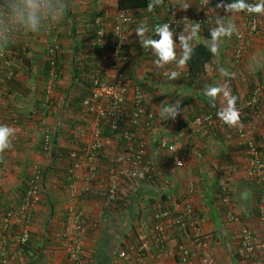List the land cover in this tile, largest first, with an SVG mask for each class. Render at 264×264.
<instances>
[{
	"label": "crops",
	"instance_id": "0c3cea01",
	"mask_svg": "<svg viewBox=\"0 0 264 264\" xmlns=\"http://www.w3.org/2000/svg\"><path fill=\"white\" fill-rule=\"evenodd\" d=\"M173 1L178 6V19L187 35L185 29L194 24L198 0ZM2 2L5 21L15 23L17 30L12 40L5 44L14 56L16 74L10 81L0 80L1 113L13 130L9 136L10 146L4 151L5 162L0 176V264L3 261L7 264H117L122 250L127 251V264H181L175 256L178 232L168 231L166 249L161 258L157 257L159 247L151 241L148 243L149 239L144 240V237L148 238L149 229L161 210L176 208L185 195L187 182L195 185L192 198L195 215L201 223L215 264H264V222L260 220L263 191L257 183L252 186L242 172L227 174L221 170L227 163L243 161L244 153L236 136L229 128H218L189 138L183 136L194 115L207 112L208 107L223 109L227 106L223 92L217 93L212 100L203 95L206 88L220 87L228 94L234 92L238 101L247 98L252 85L264 82V33L254 36L242 62L233 59L235 33L220 39L215 58L206 64L199 83L191 86L185 81L188 80L186 63L182 66L175 62L170 64L182 70L185 80L169 79L156 66L152 51L142 48L135 34L137 24L141 22L150 28L164 23V12L159 3H155L152 9H134L135 22L125 45V52L132 58L126 68V77L131 84L143 85L146 107L154 112L155 117L149 126L132 129L146 141V160L153 167L155 179L124 178L119 189L120 201L108 203L104 196L107 181L103 170L122 152L123 143L103 135L100 179L94 183L95 191L90 198L79 202L85 219V227L80 234L83 258L79 263L70 259L67 254L70 245L65 244L75 239L74 234L67 232L68 207L74 201L70 197L69 186L63 181V178L70 179L66 173L72 166L71 160L63 157L54 159L51 154L43 153L40 146L46 130L56 138L59 148L69 152L92 139L87 127L93 119L82 113L81 102L77 98L82 95L83 81L90 79L92 70L99 64L96 46L91 43L97 31L96 19L103 16L109 26L118 13V0H51L59 6V18L42 21L35 32L25 30L23 18L16 11L22 8L24 0ZM231 2L233 0H223L224 4ZM220 3L221 0H214L212 4L216 21L230 22L238 30L240 12L226 13L223 7H217ZM68 13L73 14L78 22L74 35L71 34L72 20ZM65 19H68L66 24ZM50 23L55 25L61 53L60 76L57 86L51 90L45 80L51 44L46 27ZM261 24H264V14ZM75 39L80 43L85 41L87 46L79 47ZM198 42H206L209 46L212 43L211 36L202 28L189 44L193 46ZM83 65L90 71L82 75L81 81L75 66L81 68ZM221 69L228 75H223ZM115 71L109 66L105 75L114 78ZM45 100L50 103L49 113L44 109ZM176 101H180L176 117L160 120L158 110ZM251 125L256 129L257 138H264V118H256ZM180 135L188 151L187 164L172 172L168 147ZM40 174L44 175L43 180ZM37 177L39 183L45 184L46 193H42L32 210L31 236L26 247L21 248L16 245L14 237L16 225L10 233H5L2 218L6 210L17 209L22 202V188L27 179ZM224 184L231 189L240 223L254 231L257 245L254 255L246 256L241 252L239 223L228 222L224 208L218 205V195ZM131 246L136 249L130 250Z\"/></svg>",
	"mask_w": 264,
	"mask_h": 264
},
{
	"label": "built area",
	"instance_id": "2783aa9c",
	"mask_svg": "<svg viewBox=\"0 0 264 264\" xmlns=\"http://www.w3.org/2000/svg\"><path fill=\"white\" fill-rule=\"evenodd\" d=\"M213 1L198 0L197 10L193 17L194 22L199 23L200 27L207 30L208 34H210L212 28L217 26L212 10ZM163 2L164 13L168 17L166 23L170 25V30L172 29L174 33L175 50L177 58H179L182 49L178 42V35H185V32L177 17L176 5L172 0H163ZM246 2L255 4L258 0H246ZM240 14V26L235 31L236 44L233 51L237 62L243 60L251 47L254 36L259 32L262 19V14H249L247 12H240ZM5 15V11L0 5V71L4 70L2 72L7 74L6 77L11 78L14 73L10 68L11 60L8 58L9 55L4 44L12 40L17 25L6 22ZM134 22V14L131 9H119L109 26L103 16L96 19L99 64L89 82L91 83L90 94L82 101L83 114L87 118L91 117L93 119L91 125L87 127V130L92 134V139L70 153L72 159L70 179L74 180L69 185V194L74 202L68 207L69 227L67 232L74 234L75 239L74 242L65 244L70 245L67 254L74 262L80 263L83 258L80 234L85 227V219L79 202L90 198L95 191L94 183L100 179L101 154L104 146V136L101 128L103 121H107L112 130L122 128L124 137L132 143L115 160H111L112 164L105 166L103 170L107 181L105 200L108 203H118L120 201L119 189L124 178L144 180L152 176V167L145 160L147 152L145 139L141 136L137 138L134 133L124 126L141 125L145 116L152 118L154 115L151 111L147 113L145 111V93L142 87L139 84L133 86L128 84L126 73H124V69L132 61L131 56L124 49ZM46 33L51 36L47 57L48 60H51L52 65L47 84V88L51 90L54 88L57 74L55 56L53 57V55L60 51V43L54 24L50 23L46 27ZM171 63L173 62L158 67L163 75L169 76L172 72H176L178 75L181 73V70L173 67L174 65L171 66ZM109 66L116 69L114 78L105 75V70ZM232 96H234L233 93H229L226 100ZM45 107L46 112L49 113L51 108L49 103L46 102ZM235 108L239 115L235 125L229 126L218 119L216 113L221 110V108H218L194 116L188 123L187 132H183V136L186 138H189L190 135L200 136L218 128L232 130L238 143L242 146L244 158L241 163L230 162L223 165L221 170L227 172V174L228 172H242L252 186L256 183L258 186L260 185L264 196V138L258 139L256 129L251 125L256 118H264V82L252 85L247 98L236 100ZM243 118H247L249 121L243 120ZM0 126H7L1 108ZM52 142V134L46 130L42 139V149L50 150ZM2 151H0V156ZM168 151L172 158V170L175 171L176 168L186 166L188 151L181 135L171 142ZM2 162L3 158L0 157V176L2 174ZM194 191V183L188 182L185 195L176 208L170 207L161 210L149 229L148 238L147 236L144 237V240L149 239L148 243L151 241L159 247L158 258L162 257L166 249L168 231L173 230L172 232H178L179 234L175 256L181 264H215L209 254L201 223L195 215V207L192 201ZM42 193H44L42 185L36 179L32 180L23 197L22 204L17 209L8 210L2 218V229L5 233H10L14 228L13 226L16 225L17 231L14 237L18 247H24L30 239L33 220L32 210ZM218 205L224 208L228 222L232 224L239 223L238 234L241 252H245L246 256L254 255L257 251L254 231L248 225L240 223L232 192L227 184L223 185L221 193L218 195ZM260 220L264 222V202L260 208ZM67 232L66 236L70 238ZM58 239H62L61 236H58ZM132 249L134 250L136 247L131 246L130 250ZM2 264L7 263L3 261ZM117 264H127L126 250L121 251Z\"/></svg>",
	"mask_w": 264,
	"mask_h": 264
},
{
	"label": "clouds",
	"instance_id": "9594fccd",
	"mask_svg": "<svg viewBox=\"0 0 264 264\" xmlns=\"http://www.w3.org/2000/svg\"><path fill=\"white\" fill-rule=\"evenodd\" d=\"M154 2L159 3V0H154ZM173 3L176 5V3L174 1H173ZM0 5L4 9V4H3L2 0H0ZM153 6H154V4L150 3L149 9H152ZM176 7H177V11H178V6L176 5ZM217 7H223L226 13H229V12H247L249 14H264V0H258V2L255 4L248 3V2H246V0H233V2H231V3L224 4L223 0H221V3L217 4ZM131 10L134 11L133 9H131ZM4 11H5V9H4ZM16 11H19L21 17L23 18L25 30L32 31V32H35L40 28L42 21L49 19V18L52 21H56L59 18V14H60L59 6L57 4L52 3L51 0H24L22 8H18ZM162 12H164V9L162 10ZM163 14H164L165 18H168L166 13H163ZM177 17H178V13H177ZM214 17H215V14H214ZM166 21H167V19H166ZM166 21L163 24H157L151 28L148 26L147 23L141 22V23L137 24L136 29H135V34L138 37L140 46L144 49H150L152 51L153 55L156 58L155 64L157 67H163L164 65L168 64L169 62H175L178 66H182L190 58L191 46L189 44V41L197 37V33L199 31L200 25H199V23H196V24H192L190 26H187L185 29V31L187 32V35H178V42L180 43V46L182 49V54L179 58H177L176 50H175L176 45H175V42L173 39L174 33H173L172 29L170 30V25L168 23H166ZM216 25H217L216 27H214L210 30V36H211V42H212L211 46H210V51L213 54H216L218 51L217 42L222 38L231 37L233 35V33H235V31H236L234 24H232L230 22L225 23L221 19H217ZM97 28H98V26H97ZM203 30H204V28H203ZM97 34H98V31H97ZM235 40H236V38H235ZM235 44H236V41H235ZM234 47H235V45H234ZM233 51H234V49H233ZM233 59L235 60L234 55H233ZM126 68H127V66H126ZM58 69H60V67H58ZM221 73L223 75H228V73L224 72L223 69H221ZM181 75H184L182 70H181V73L179 75L176 72L170 73L168 78L169 79H175ZM198 80L199 79H197V81ZM128 84H130L131 86H133L134 84H139L142 87L144 93L146 92L143 85H141L140 83L131 84L128 82ZM220 92H223V94L226 97H228V95H229L226 90H224L220 87H208L204 90L203 95L207 98L214 100L217 93H220ZM235 102H236V97L235 96L230 97L227 100V106L221 110H218L216 113L217 118L229 126L235 125L239 119L238 112L235 108ZM47 103H49V101H47ZM45 104H44V107H45ZM49 105H50V103H49ZM130 106H131V103L129 105V108H130ZM144 106H145L146 113L151 111L150 109H148L146 107V93H145ZM44 109L46 112V107ZM215 109H218V108H214V109L209 110L207 112L213 111ZM178 111H180V101L179 102L176 101L175 103H169L168 105L162 106L158 110V116H159L160 120H162V119L166 120L168 118L174 119L176 117ZM151 112H153V111H151ZM207 112H204V113H207ZM200 114H203V113H200ZM197 115H199V114H197ZM194 116H196V115H194ZM154 117H155V114L153 115L152 118L145 116L142 120L141 125L149 126L150 122L154 119ZM192 118L190 119V121L192 120ZM141 125H134V126L132 125L131 127L133 128V127H137V126H141ZM187 126H188V124H187ZM187 126H186V128H187ZM12 131L13 130L7 126H0V151L4 150L5 148H8L10 146L8 137L11 135ZM132 133H134L135 136H137V134L134 131H132ZM138 137H140V136H137V138ZM146 155H147V152H146ZM145 160H146V157H145ZM4 162H5V159H3V164H4ZM151 167H152V165H151ZM172 167H173V164H172ZM2 172H3V166H2ZM172 172H174V170ZM154 179H155V174H154V170L152 167V176L150 178L140 180V181H151ZM134 180H136V179H134ZM167 182H169V181H167ZM39 184L41 185V183H39ZM186 187H187V185H186ZM104 196H105V193H104Z\"/></svg>",
	"mask_w": 264,
	"mask_h": 264
},
{
	"label": "trees",
	"instance_id": "16d2710c",
	"mask_svg": "<svg viewBox=\"0 0 264 264\" xmlns=\"http://www.w3.org/2000/svg\"><path fill=\"white\" fill-rule=\"evenodd\" d=\"M150 3H153L155 4L154 0H118V8L119 9H148L149 8V4ZM159 5H160V9L161 11L163 10L164 8V2L163 0H159ZM68 17H70V19L72 20L71 21V34L74 35L77 33V29L76 28L78 25V22H77V19L76 17L70 13H68ZM165 18V17H164ZM166 19L168 18H165L163 20V22L165 23ZM68 21V19H65L64 21ZM67 21L64 23L66 24ZM94 21V20H93ZM215 22H216V18H215ZM196 24V23H194ZM202 28V27H200ZM97 31H98V28H96ZM203 29V28H202ZM205 32L207 33V30L204 29ZM97 31L95 33V41H91L92 45L96 46L95 47V50L98 54V61H99V52H98V49H97ZM208 34V33H207ZM210 36V34H208ZM75 42L76 44L78 45L79 44V47L81 48H84L85 46H87V43L85 41H82L81 43L75 39ZM94 43V44H93ZM7 44V43H5ZM4 44V47L7 51V54L9 55L8 58L11 60V69L13 70V73L14 75L11 77V78H7V74H4V70L0 71V80L2 81H10L14 78L15 74H16V62L14 60V56L13 54L11 53L10 49L8 47H6ZM9 44V43H8ZM57 53V54H56ZM53 57L55 59V62H56V78H55V84H54V88L57 86V80L59 79V76H60V69H58L57 67H60L59 66V63H60V59H61V53L60 51L56 52ZM216 54H213L211 51H210V46L206 43V42H198L196 44H194L193 46H191V55H190V58L186 61V64L188 66V74H187V77H188V80H185V76L184 75H181L178 77V79H182V80H185L186 83H188L189 85H197L199 83V81H197V79L200 78L201 74L204 73V70H205V66L208 62L212 61L214 58H215ZM48 59V58H47ZM242 62V61H241ZM52 68V65H51V60H48L47 62V69L45 71V80H46V83L48 84V81H49V76H50V70ZM96 69H93L92 70V74L90 76V79L89 80H85L83 81V88L81 89V94L79 98H77L79 100V102H81V106H82V101L85 97H87L90 92V87H91V83L90 80L91 78L94 76V72H95ZM87 71H90L89 68L86 67V65H83V67L79 68L78 66L76 67L75 66V72L77 73L78 77L81 76V81H82V75H84ZM124 73H127V69L125 68L124 69ZM183 77V78H182ZM233 95L236 97V95L234 94L233 92ZM44 102V100L42 101ZM46 102V100H45ZM209 110H212L214 109V107H208ZM41 111H42V108H41ZM81 111L82 113H84L83 111V107H81ZM243 120H247L249 121L247 118ZM6 124H7V127H8V122L5 120ZM125 127H127L129 129L130 132L133 131L132 127L131 126H127V125H124ZM101 128H102V132H103V135L105 136H112L113 138H117L120 142L123 143V149H122V152L124 149H126V147L128 145H131L132 143L127 141V139L124 137V133H123V129L120 128V129H117V130H112L109 126H108V123L107 121H103V124L101 125ZM8 140H9V137H8ZM42 144V143H41ZM6 149V148H5ZM5 149L2 151V155L0 157H4V151ZM40 149L43 153H49L52 155V157L54 159H57L58 157H63V158H70V152L69 150L65 149V148H59V146L57 145V140L56 138L53 137V142L51 144V148L50 150H43L42 149V145L40 146ZM68 156V157H67ZM4 159V158H3ZM71 160V165H72V159L70 158ZM1 165L3 166V162L1 163ZM66 177H70V170L68 173H66ZM42 179L43 180V177L44 175L43 174H40ZM39 177H37V181L39 182ZM34 180V179H27V183L25 182L24 183V186L22 188V191H23V194L22 196L24 197V195L26 194L28 188H29V185H30V182ZM63 181L67 184V186L70 185L71 183V180L68 179V178H63ZM42 185V191L44 193H46V187H45V184L42 182L41 183ZM23 197H22V200H23ZM22 204V202L18 205V207ZM17 207V208H18ZM8 210H6L7 212ZM5 212V213H6ZM14 227V226H13ZM49 233V231H48ZM26 247V245L24 246V248Z\"/></svg>",
	"mask_w": 264,
	"mask_h": 264
},
{
	"label": "rangeland",
	"instance_id": "374dc122",
	"mask_svg": "<svg viewBox=\"0 0 264 264\" xmlns=\"http://www.w3.org/2000/svg\"><path fill=\"white\" fill-rule=\"evenodd\" d=\"M261 32L264 33V24H260L259 32L258 33H261Z\"/></svg>",
	"mask_w": 264,
	"mask_h": 264
}]
</instances>
